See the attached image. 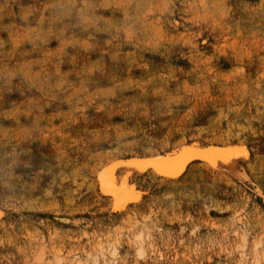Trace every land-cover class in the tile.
<instances>
[{
    "label": "rangeland",
    "instance_id": "374dc122",
    "mask_svg": "<svg viewBox=\"0 0 264 264\" xmlns=\"http://www.w3.org/2000/svg\"><path fill=\"white\" fill-rule=\"evenodd\" d=\"M226 140L248 152L240 177H137L122 213L97 191L112 157ZM259 238L264 0H0V264H94L91 247L101 264H264Z\"/></svg>",
    "mask_w": 264,
    "mask_h": 264
},
{
    "label": "bare ground",
    "instance_id": "6f19581e",
    "mask_svg": "<svg viewBox=\"0 0 264 264\" xmlns=\"http://www.w3.org/2000/svg\"><path fill=\"white\" fill-rule=\"evenodd\" d=\"M238 127V126H237ZM228 136H229V133H228ZM232 136V135H231ZM228 138V137H226ZM183 140V139H182ZM209 140V139H208ZM216 141V140H215ZM228 140L225 141H217V142H214V143H211L209 145H198L197 143L196 144H191V145H183L179 148H177V150L175 149V151L173 152H170V153H166L165 152L162 154H150V155H145V156H132L130 158H120V157H112L110 158L105 165H103L97 172L96 174V184H97V191L99 193V195L101 197H105L107 198L110 203H111V206H110V210L112 213L114 212H117V213H122V212H125L126 210H128L131 206L133 205H136L138 204L141 199H142V193L140 190H138L137 186L133 183V179L134 178H137V177H145V176H150L152 177L153 179H156V180H160L162 182H173V181H177L179 179H181L185 174L186 172L194 167V166H198L200 165L201 167H203L204 169L206 170H210L212 172H216V173H219L223 176H231V175H234V176H239L241 174L240 172V168L243 166V162H245L248 158V155L247 157H245L241 151H239L240 149H243V145L242 146H234V145H231L228 141ZM242 144V143H241ZM236 145V144H235ZM245 147V146H244ZM191 149L193 150L197 155L192 158V159H189L185 162L184 164V167L179 171V172H176L175 174H162L161 171H158L157 168L153 165H148V164H144L143 165V169L141 168V163L144 162V161H156V160H159V159H179L180 155L183 153L184 149ZM227 149H232V153L231 155L229 156V161L227 163L224 162L223 159L219 158L218 156V153H222L224 152L225 150ZM246 149V147H245ZM248 153V152H247ZM245 166V165H244ZM202 169V168H201ZM216 173L214 174L216 176ZM109 175H114L115 178H116V181H117V184H121L124 180L125 177L128 178V184H129V188H128V191L126 193H124V195L121 197V199L118 201L117 200V197L116 195L112 194L110 188L108 190H106V185H107V181H108V177ZM211 176V175H210ZM101 177H104V179L102 180ZM233 177V176H232ZM240 177V176H239ZM231 178V177H230ZM236 178V177H235ZM218 179V178H217ZM226 179V178H225ZM229 179V178H227ZM154 180V181H156ZM157 182V181H156ZM230 183V181H228ZM222 183V182H220ZM233 183V182H232ZM231 183V184H232ZM171 184V183H170ZM169 184V185H170ZM179 184V183H178ZM228 184V183H227ZM229 186V185H228ZM96 191V192H97ZM240 196V195H239ZM124 197H127L126 199ZM243 199V198H242ZM103 201V200H102ZM110 205V204H109ZM247 206V205H246ZM107 210V209H106ZM149 211V210H148ZM107 212H110V211H107ZM111 213V214H112ZM141 214V213H140ZM144 214V213H142ZM141 214V215H142ZM151 214V213H150ZM150 214H147L148 216ZM134 216V215H133ZM146 216V215H145ZM144 216V217H145ZM239 216V215H237ZM126 217V216H125ZM124 217V218H125ZM140 217V216H139ZM127 218V217H126ZM143 218V216H142ZM146 218V217H145ZM145 218H143V220H145ZM130 219V218H129ZM148 219V218H147ZM152 220V219H150ZM236 220H240L239 218L236 219ZM73 221V220H72ZM148 221V220H147ZM129 222V221H128ZM236 222V221H235ZM123 223V221H122ZM138 223L137 220L135 222V224ZM145 223V222H144ZM116 224V223H115ZM121 224V223H120ZM134 224V223H133ZM132 224V225H133ZM134 224V225H135ZM140 224V223H139ZM129 225V224H128ZM144 225V224H143ZM147 225V224H146ZM142 226V225H141ZM133 227V226H132ZM136 227V226H135ZM140 227V226H139ZM110 228V227H109ZM112 229V228H111ZM114 229V228H113ZM116 230H121L122 232V229L120 228H115ZM131 229V228H130ZM146 229V228H145ZM132 230V229H131ZM136 230V229H135ZM145 231V230H144ZM147 231V230H146ZM150 231V230H149ZM59 232V231H58ZM120 232V231H119ZM124 232V231H123ZM126 232V231H125ZM251 232V230H250ZM55 233V232H54ZM236 232H234L235 234ZM239 233V232H238ZM242 233V232H241ZM253 233V231H252ZM56 234V233H55ZM54 234V236H56ZM103 234V233H101ZM115 234V233H113ZM124 234V233H122ZM53 235V233H52ZM51 235V236H52ZM109 235V234H108ZM118 235V234H117ZM121 235V234H120ZM118 235V236H120ZM127 235V234H126ZM129 235V234H128ZM127 235V236H128ZM236 235V234H235ZM241 235V234H240ZM243 235V234H242ZM101 236V235H100ZM116 236V234H115ZM147 236V235H146ZM97 237V236H96ZM109 238V236H106ZM130 237V236H129ZM246 237V236H245ZM253 237V236H252ZM260 237V236H259ZM147 238V237H146ZM241 238V242H244L243 238ZM255 238V237H254ZM262 238V237H261ZM96 239V238H95ZM129 239V238H128ZM136 244L139 246L138 250L136 253H138L139 255L138 256H142L144 255V249L142 248V243H143V239H144V236H143V233L140 231L139 234H137L135 237L133 236L132 238ZM132 240V241H133ZM256 240V239H255ZM260 241H258V243H254V251L253 253L255 252V261L256 263H264V243H263V240L264 239H258ZM77 241V240H75ZM99 240H97L98 242ZM115 241H117L115 239ZM134 241L132 243H134ZM96 242V243H97ZM252 242V241H251ZM95 243V245H96ZM101 243V242H100ZM118 244V242H116ZM131 243V242H129ZM128 243V244H129ZM131 243V244H132ZM246 243V242H245ZM103 244V243H101ZM116 244V245H117ZM135 244V243H134ZM244 244V243H243ZM242 244V245H243ZM99 247H100V244H98ZM130 245V244H129ZM141 245V246H140ZM106 246V244H105ZM134 246V245H133ZM145 246V245H144ZM96 247V246H95ZM98 247V248H99ZM114 247V246H113ZM150 247V245H149ZM54 248V247H53ZM97 248V247H96ZM102 248V247H100ZM99 248V249H100ZM120 248V247H119ZM244 248V247H243ZM247 248V247H246ZM97 249V250H99ZM55 250V249H54ZM58 251H54L55 254H54V257L56 255V253L60 252L59 249H57ZM93 248L91 247L90 248V252L88 253L89 255V258L90 256H92L90 259L94 260V264H101L100 260H99V256H96L94 253L95 251L93 252ZM100 250H104L103 248L100 249ZM99 250V251H100ZM53 251V250H52ZM131 251V250H129ZM241 251V250H240ZM53 252V253H54ZM71 252V251H70ZM117 252H118V249L117 248H114L112 251H111V255L112 256H116L117 255ZM72 253V252H71ZM70 253V254H71ZM76 253V252H75ZM78 253V252H77ZM101 253V252H100ZM39 254V253H38ZM73 254V253H72ZM85 254V253H84ZM107 254V253H106ZM59 256V254H57ZM69 255V254H68ZM75 255V254H73ZM87 255V254H86ZM101 255H103L101 253ZM108 255V254H107ZM132 255V254H131ZM61 256V255H60ZM65 256V255H64ZM70 256V255H69ZM72 256V255H71ZM70 256V257H71ZM88 256H86L88 258ZM134 256V255H133ZM137 256V257H138ZM66 257V256H65ZM58 260L55 264H62V260H59V258H63V257H57ZM88 258V259H89ZM146 258V257H145ZM76 259V258H75ZM106 259V258H105ZM64 260V258H63ZM72 260V259H71ZM92 260V262H93ZM103 260V259H102ZM45 252L43 250H41V253L39 254V256L37 257V260L35 261V264H45ZM65 261V260H64ZM70 261V260H69ZM75 261V260H74ZM47 262V261H46ZM67 263V260L65 261ZM104 262V261H103ZM107 262V261H106ZM84 264H88V263H85L83 262ZM82 262H77V263H74V264H83ZM50 264V263H49ZM108 264V263H107Z\"/></svg>",
    "mask_w": 264,
    "mask_h": 264
},
{
    "label": "snow or ice",
    "instance_id": "6c2138e0",
    "mask_svg": "<svg viewBox=\"0 0 264 264\" xmlns=\"http://www.w3.org/2000/svg\"><path fill=\"white\" fill-rule=\"evenodd\" d=\"M232 149H227L222 153H218L219 158L223 159L225 163L229 161V156L232 153ZM241 153L247 157V151L240 149ZM197 154L191 149H184L183 153L180 155L179 159H159L156 161H144L141 163V168L143 169L144 164L153 165L157 168L158 171H161L162 174H175L179 172L187 160L192 159ZM103 180L104 177H101ZM110 188L112 194L116 195L117 200L119 201L121 197L128 191L129 184L128 178L125 177L121 184H117L116 178L114 175H109L106 190ZM125 199L127 197H124Z\"/></svg>",
    "mask_w": 264,
    "mask_h": 264
}]
</instances>
